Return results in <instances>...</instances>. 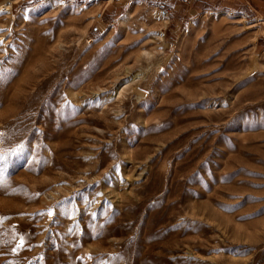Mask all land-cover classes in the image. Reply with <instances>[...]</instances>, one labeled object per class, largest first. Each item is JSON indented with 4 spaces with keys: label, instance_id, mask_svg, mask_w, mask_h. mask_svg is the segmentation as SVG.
<instances>
[{
    "label": "rangeland",
    "instance_id": "rangeland-1",
    "mask_svg": "<svg viewBox=\"0 0 264 264\" xmlns=\"http://www.w3.org/2000/svg\"><path fill=\"white\" fill-rule=\"evenodd\" d=\"M251 5L0 0V264H264Z\"/></svg>",
    "mask_w": 264,
    "mask_h": 264
},
{
    "label": "crops",
    "instance_id": "crops-1",
    "mask_svg": "<svg viewBox=\"0 0 264 264\" xmlns=\"http://www.w3.org/2000/svg\"><path fill=\"white\" fill-rule=\"evenodd\" d=\"M251 3H253V5L259 10V11H264V0H245V5L249 8H251L252 10L256 11ZM243 12V11H241Z\"/></svg>",
    "mask_w": 264,
    "mask_h": 264
},
{
    "label": "bare ground",
    "instance_id": "bare-ground-1",
    "mask_svg": "<svg viewBox=\"0 0 264 264\" xmlns=\"http://www.w3.org/2000/svg\"><path fill=\"white\" fill-rule=\"evenodd\" d=\"M8 7H10L9 4H8ZM127 17H128V14L124 16L122 20L124 21Z\"/></svg>",
    "mask_w": 264,
    "mask_h": 264
},
{
    "label": "snow or ice",
    "instance_id": "snow-or-ice-1",
    "mask_svg": "<svg viewBox=\"0 0 264 264\" xmlns=\"http://www.w3.org/2000/svg\"><path fill=\"white\" fill-rule=\"evenodd\" d=\"M0 11H2V9H0ZM49 215H51V212H49ZM21 243H22V241H21ZM13 251H15V249H13Z\"/></svg>",
    "mask_w": 264,
    "mask_h": 264
}]
</instances>
